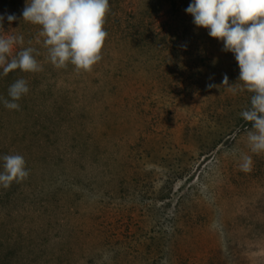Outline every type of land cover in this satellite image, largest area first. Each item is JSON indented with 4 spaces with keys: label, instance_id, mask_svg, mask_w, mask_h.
<instances>
[{
    "label": "rangeland",
    "instance_id": "rangeland-1",
    "mask_svg": "<svg viewBox=\"0 0 264 264\" xmlns=\"http://www.w3.org/2000/svg\"><path fill=\"white\" fill-rule=\"evenodd\" d=\"M191 2L109 0L102 59L77 73L46 59L26 0H0V35L23 37L13 56L32 47L42 65L0 75L4 99L29 88L19 110L0 100V157L29 172L0 187V264H264V153L240 116L252 93L207 87H240L239 67Z\"/></svg>",
    "mask_w": 264,
    "mask_h": 264
},
{
    "label": "clouds",
    "instance_id": "clouds-1",
    "mask_svg": "<svg viewBox=\"0 0 264 264\" xmlns=\"http://www.w3.org/2000/svg\"><path fill=\"white\" fill-rule=\"evenodd\" d=\"M109 11V0H26L22 18L40 26L46 59L55 68H67L71 64L79 73L91 71L102 59L108 35L104 24ZM185 11L193 17L194 25L207 29L210 37L223 42L222 51L234 54L240 87L230 84L226 74L222 85L208 84L207 87L224 86L233 95L238 91L252 93L250 105L240 116L251 123L246 137L250 151L264 153V0H192ZM16 19L15 15L7 16L9 23ZM3 20L4 16H0V30H3ZM22 43V36L0 35V75L7 76L17 69L28 73L42 70L33 55L39 53L32 47L23 48L13 56L14 46ZM28 92L27 81L21 78L9 86L10 99L0 97V100L6 108L19 110L17 102ZM237 151L233 149V154ZM239 158L240 170L251 171V156L241 153ZM0 159L3 161L0 187L9 188L13 182L19 183L28 177L22 155H4Z\"/></svg>",
    "mask_w": 264,
    "mask_h": 264
},
{
    "label": "bare ground",
    "instance_id": "bare-ground-1",
    "mask_svg": "<svg viewBox=\"0 0 264 264\" xmlns=\"http://www.w3.org/2000/svg\"><path fill=\"white\" fill-rule=\"evenodd\" d=\"M245 190H246V188H245Z\"/></svg>",
    "mask_w": 264,
    "mask_h": 264
}]
</instances>
